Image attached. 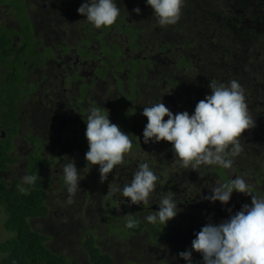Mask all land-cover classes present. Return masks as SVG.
<instances>
[{
    "label": "flooded vegetation",
    "instance_id": "af4514ba",
    "mask_svg": "<svg viewBox=\"0 0 264 264\" xmlns=\"http://www.w3.org/2000/svg\"><path fill=\"white\" fill-rule=\"evenodd\" d=\"M83 2L0 0V152L6 154L1 174L7 184H21L33 167H42L48 213L30 221L53 215L48 200L55 189L69 196L63 182V167L69 162L83 177L74 196L78 200L72 203L81 218L95 215L97 209L112 222L111 212L122 205L117 233L126 229L127 214L150 225L143 217L158 210L166 194L178 202V214L170 221L187 212L186 219L193 215L201 227L219 223L228 218V208L234 214L244 203L251 204L250 196L238 192L228 205L203 199L210 186L235 175L244 176L254 194L264 195V0H185L180 20L167 27L157 25L145 0H117V22L100 30L78 13ZM136 7L139 14L133 11ZM211 80L242 85L255 125L242 133L243 151L231 169H184L174 159L170 142L143 143V108L162 101L173 114H191L197 102L211 94ZM92 106L108 111L110 121L132 140L131 152L104 183L99 165L85 160L84 119ZM144 162L158 176L149 206L129 207L118 194L106 196L113 187L130 183ZM95 193L96 203L90 201ZM142 233L127 232L124 242H134ZM85 235L113 253L95 231ZM154 237L163 242L161 236ZM163 243L162 251L179 250ZM192 256L202 260L198 252ZM117 260L124 262L120 255Z\"/></svg>",
    "mask_w": 264,
    "mask_h": 264
},
{
    "label": "clouds",
    "instance_id": "9594fccd",
    "mask_svg": "<svg viewBox=\"0 0 264 264\" xmlns=\"http://www.w3.org/2000/svg\"><path fill=\"white\" fill-rule=\"evenodd\" d=\"M153 10L159 27L175 25L181 18L185 0H145ZM78 13L94 29L108 28L117 22L120 8L117 0H84ZM137 14L141 9H133ZM211 94H207L195 105L194 111L173 112L161 101L144 107L142 115L147 117L142 132L143 143H171L174 159L184 169L198 171L201 166H217L229 170L234 158L243 151L240 143L242 133L254 127L255 121L249 112L245 92L237 80L227 83L209 84ZM165 116L167 119L165 120ZM85 138L88 150L85 153L87 165H99L100 183L108 179V174L121 165L126 154L131 152L132 140L128 133L112 123L109 112L100 107L88 109ZM80 175L74 162L63 167V182L69 194L68 203L80 189ZM36 175L25 174L18 186L22 194H27L25 186L36 183ZM158 176L147 162L140 163L132 175L130 183L113 187L107 197L119 195L129 207L149 206V200L157 188ZM234 192L251 197V204L244 203L241 209L232 213L228 208V218L219 223L208 222L194 233L191 247L179 252L187 264H194L193 251L200 253L202 264H264V195H256L244 176L235 175L228 181L214 183L209 194L203 199L210 203L228 205ZM124 198H130L124 201ZM158 210L143 219L153 225L163 227L178 214V202L171 194L163 195ZM131 214L126 215L125 227H136Z\"/></svg>",
    "mask_w": 264,
    "mask_h": 264
},
{
    "label": "trees",
    "instance_id": "16d2710c",
    "mask_svg": "<svg viewBox=\"0 0 264 264\" xmlns=\"http://www.w3.org/2000/svg\"><path fill=\"white\" fill-rule=\"evenodd\" d=\"M5 156V153L0 152V211L4 214L1 226L6 232L5 236L0 237V264H81L78 259L69 257L66 253L54 251L47 244L50 237L34 229L31 224L30 218L48 213V207L44 203L45 184L39 173L42 167L32 168V175L37 177L36 183L25 186L28 192L22 194L18 187L20 184H7L1 174ZM186 215L187 212L182 217L178 216L176 221H169V229H162L163 226L159 224H144L135 217L136 227L120 230L119 234L125 236L127 232L142 233L144 228H148L149 233L161 236L166 245L179 247L181 252L191 247L194 233L201 229L198 218L190 215L186 219ZM83 245L90 264H147L136 258L120 263L113 253L98 245L93 236L85 235L82 238ZM199 258L192 256L194 264H202Z\"/></svg>",
    "mask_w": 264,
    "mask_h": 264
},
{
    "label": "rangeland",
    "instance_id": "374dc122",
    "mask_svg": "<svg viewBox=\"0 0 264 264\" xmlns=\"http://www.w3.org/2000/svg\"><path fill=\"white\" fill-rule=\"evenodd\" d=\"M98 197L99 193H95L90 198V201L96 203ZM68 199L69 196L64 191L55 189V192L49 196L48 200L53 206V215L46 219L31 220L34 229L50 237L47 244L54 251L64 252L69 257L78 259L81 264H90L80 244V241L84 238V232L90 230L91 232L95 231L99 239L107 245L116 258L120 255L124 263L127 261L125 259L135 258L142 262H147V264L187 263L183 258L179 257L180 251L175 248L168 251L160 250L165 244L158 242L152 232H143L137 237L139 238L138 240H134V242L127 240L129 243H125L124 236L117 233L116 229H114L117 226H122L121 219L123 218L122 211L124 208L122 205H118L114 212H111L113 218L112 222H110L105 216L106 212L101 216L97 209L93 210H96L95 215L89 213L88 216L81 218V210L75 206L76 203L72 204L77 202L78 198L72 197L73 202L71 204L68 203ZM98 207L102 209V205L98 204ZM180 214L182 215V212ZM0 215V237H3L6 235L4 227L1 226L4 214L0 212ZM46 224H53L52 229L45 228ZM162 229H165V227H162Z\"/></svg>",
    "mask_w": 264,
    "mask_h": 264
}]
</instances>
